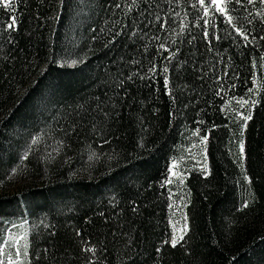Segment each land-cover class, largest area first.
Segmentation results:
<instances>
[{
    "label": "trees",
    "instance_id": "obj_1",
    "mask_svg": "<svg viewBox=\"0 0 264 264\" xmlns=\"http://www.w3.org/2000/svg\"><path fill=\"white\" fill-rule=\"evenodd\" d=\"M196 4L0 7V25L17 20L0 28V187L35 181L0 191V243L19 232L23 264H264V5L231 11L248 44L220 14L205 40ZM197 143L202 162L186 157ZM172 161L180 177L166 183ZM177 200L188 231L173 248Z\"/></svg>",
    "mask_w": 264,
    "mask_h": 264
},
{
    "label": "snow or ice",
    "instance_id": "obj_2",
    "mask_svg": "<svg viewBox=\"0 0 264 264\" xmlns=\"http://www.w3.org/2000/svg\"><path fill=\"white\" fill-rule=\"evenodd\" d=\"M16 0H3L2 3H0V7H3L4 9H7L9 11H14V4H15ZM169 3L172 2V0H168ZM133 3H136V0H133ZM245 3L247 5H255L257 3V0H197V4L196 5H193L194 7H197L198 6V9L201 10L203 12V17L201 18L203 20V37L205 40H208L209 39V31H208V26H210V20H209V17L210 16H215L216 14H220L224 17V23L228 26H231L234 31H235V34L237 36H240L243 38V40L247 41L248 44H251L252 41H255L257 39V37L255 36H252L251 39H250V35L249 33L247 32L246 29H244L243 25H237L234 17L231 15V11L234 10V6L235 5H240L241 7H243L245 5ZM259 3L261 5H264V0H259ZM116 8H120L121 5L119 3H117L115 5ZM247 11V9H245ZM249 16L252 15L251 12L248 13ZM257 16L259 17H264V8L260 9V11H258L256 13ZM245 19L247 20V17H245ZM262 24H264V19H261L260 21ZM248 23H251V20H248ZM17 24V20H16V16L13 15L11 17V22L8 23L6 26L4 25H0V28H3L5 31H7L9 34L12 32V31H15V26ZM161 28L164 27L163 24L160 25ZM181 27L182 29L187 27V25H185L183 23V21H181ZM117 35H119V33H117ZM157 39H159L157 37ZM216 39H219V37H216ZM259 40L261 41H264V36H260L259 37ZM9 43H11V40H9ZM189 43H191V41H189ZM245 46H248L247 44ZM160 48L167 51V48L165 47L164 44H161L160 45ZM176 55V53H172L171 56L167 57V59L171 60L174 56ZM262 59H264V57H262ZM77 63L76 60H73L72 61V65H75ZM255 66V64H254ZM149 72L151 73H155L157 71L156 69V65L153 64L149 69H148ZM163 72L164 73H167L168 72V68L165 67L163 69ZM225 75H227V73H225ZM142 79L144 78L143 76L141 77ZM129 79H131V77H129ZM123 82L121 81V84ZM164 83H165V87L168 86V77L165 76L164 77ZM252 89H249V92H251ZM247 101H244L241 106L243 107L244 104H246ZM253 105H255V101L252 102ZM238 116H240L241 119L244 120V125L243 127H246L247 126V122L248 120H251L252 119V115L251 113H249L247 116H243L241 115L240 113H237ZM199 130H197V133H198ZM197 133H194L197 134ZM207 139L208 137L207 136H204L202 138V143H206L207 142ZM38 141H37V138H33L32 140V144H36ZM107 142V141H105ZM244 151H245V148H244V142L241 140L240 143H239V152H240V155H241V158H243V155H244ZM22 159H27V152L25 153V155L22 157ZM15 171V170H14ZM247 179V177H245ZM166 183H171V179H169ZM182 183V181H181ZM171 198V197H170ZM248 202H244L243 204V207H248ZM169 207L171 208L172 205L170 204ZM135 211V209H133ZM184 225H183V228L182 229H176L174 227L173 229V233L171 235V240H170V244L171 246L174 248L177 246V244L181 241L184 240L185 236L184 234L187 233L188 231V224H187V216L184 217ZM180 233L179 235L177 233ZM79 235V233H78ZM9 241H4V243L2 245H0V256H3L5 255V248L9 245ZM164 243H169V241H165ZM85 251H88V252H92V253H95V249L92 248V247H88L85 249ZM157 251H159V249H157ZM15 256L18 258L17 260H13L12 256L9 255L8 256V264H23V261L21 259H19L21 256L23 257H27L28 256V251H27V245L24 246V251L23 253H21V250H20V246H19V243H17L16 245V252H15ZM0 264H4V260L3 259H0ZM90 264H91V261H90Z\"/></svg>",
    "mask_w": 264,
    "mask_h": 264
},
{
    "label": "rangeland",
    "instance_id": "obj_3",
    "mask_svg": "<svg viewBox=\"0 0 264 264\" xmlns=\"http://www.w3.org/2000/svg\"><path fill=\"white\" fill-rule=\"evenodd\" d=\"M242 104V103H241ZM186 157L195 159L196 161L202 162L204 160V153L201 144H195L190 149L186 150ZM186 159V158H184ZM180 170L178 168V164L176 161H172L170 163V179H175L180 177ZM25 182H35V181H24L18 175H13L9 178V181H4L0 187V191H11L17 186L21 185ZM172 205L170 208L169 205ZM186 216L185 210L183 208V204L181 200L171 201L168 204V219H167V234L166 240H171V235L173 233L174 227L176 229H182L185 223L184 217ZM180 234L179 232L177 233ZM5 241H9V245L5 248V255L0 256V259L4 260V264H8V256L11 255L13 260H17L18 258L15 256L16 245L21 240V234L16 231L8 232L5 234ZM4 243V242H3ZM2 242L0 245L3 244ZM21 259V258H19Z\"/></svg>",
    "mask_w": 264,
    "mask_h": 264
}]
</instances>
